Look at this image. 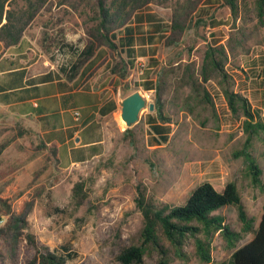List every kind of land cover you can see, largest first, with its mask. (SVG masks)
Listing matches in <instances>:
<instances>
[{
	"label": "rangeland",
	"instance_id": "rangeland-1",
	"mask_svg": "<svg viewBox=\"0 0 264 264\" xmlns=\"http://www.w3.org/2000/svg\"><path fill=\"white\" fill-rule=\"evenodd\" d=\"M92 2L69 0L61 4V0H52L24 31L28 48L41 53L55 68L69 71L86 46ZM183 2H156L146 10L167 26L175 8ZM253 7L248 1L235 17L220 3L202 4L194 20L212 16L221 25L191 28L177 48L157 46V62L146 60L144 68L138 63L124 78L129 81L116 78L110 71L120 54L103 51L87 75L114 83L123 98L139 91L146 100L137 123L129 128L133 143L124 137L126 127L121 125L120 131L112 132L106 153L62 170L53 156L43 154L33 137L23 136L17 125L0 118V146L7 144L0 151V229L8 214L30 208L27 229L17 245L0 234V264H31L36 253L45 249L60 255L69 252L66 264H121L116 259L120 251L140 244L143 219L135 204L138 192L155 205L179 206L204 182L218 192L227 183H234L252 221L251 231L243 233L236 207L213 212L211 215L223 217L224 224L240 233L241 240L235 249H229L223 237L214 234L209 264L227 263L236 249L252 240L264 205V132L251 143V154L261 169V183L256 187L247 176L242 158L234 157L246 138L244 119L230 113L223 92L228 89L247 98L264 124V23H259ZM208 46H221L226 53L223 71L203 85L211 103L203 91L193 90V82L200 83L199 72ZM140 69L143 73L138 76ZM142 79L159 84L170 122L166 143L157 145L146 123L147 115L153 114L148 104L154 103L156 92L139 88ZM80 183L87 197L76 206L72 189ZM161 244L171 264H204L195 254L192 239L185 243L182 257L176 256L165 239L161 238ZM158 260V252L148 246L142 264H157Z\"/></svg>",
	"mask_w": 264,
	"mask_h": 264
},
{
	"label": "trees",
	"instance_id": "trees-1",
	"mask_svg": "<svg viewBox=\"0 0 264 264\" xmlns=\"http://www.w3.org/2000/svg\"><path fill=\"white\" fill-rule=\"evenodd\" d=\"M52 0H0V43L4 48L19 47L23 42L24 31L32 24L36 16ZM69 0H61V4ZM167 0H93L90 6L93 16L90 18L92 25L87 29L86 46L81 52V58L73 65L68 73L71 76L81 74L85 76L96 65V61L102 57L103 51L119 53V59L111 67L110 71L119 79H124L128 72L135 67L133 38H119V32L126 27L134 14L156 2ZM253 2V9L260 24L264 23V0H184L178 5L171 15L168 29L169 34L164 39L167 49L177 48L183 35L193 27L215 28L220 24L211 16L208 20L193 18L197 9L202 4L220 3L229 8L232 16H237L240 6L246 7L247 2ZM95 50H98L95 55ZM226 53L223 47L208 46L203 57V63L199 72L200 83L193 90L197 93L203 91L207 102L211 103L209 93L204 88L215 74L223 71ZM190 80L192 78L190 77ZM144 91L155 90L153 114L147 115V125L152 134L156 136L157 145L166 143L170 133L169 119L165 116L164 106L159 94V84L144 81L137 84ZM224 98L232 115L243 117V133L246 138L240 150L234 153L235 158H242L247 176L253 186H260L261 169L251 154L252 139L264 132V124L260 121L259 114L251 108L247 98L228 89L224 90ZM124 137L130 139L129 129L124 131ZM7 144L0 146V151ZM151 165V164H150ZM152 166V165H151ZM87 197L83 184H76L72 189V198L76 206L81 205ZM136 208L140 211L143 226L140 232V244L129 246L120 251L117 261L121 264H142L151 246L159 254L157 264H171L167 250L161 244V238L165 239L173 248L176 256L182 257V249L185 243L192 239L195 254L200 262H211V240L214 234L219 233L229 249H235L236 243L241 240V234L230 229L224 224L221 216L211 215L213 212L226 207L234 206L237 209V218L242 225V232L251 231V220L248 219L241 204V199L234 183H227L222 191L218 192L214 187L204 182L192 190L184 204L171 206L168 204L155 205L148 202L141 192L135 200ZM30 208L20 214H8L5 225L0 229V234L5 239L17 245L23 231L27 229V216ZM261 221L251 241L236 249L230 260L225 264H264V205ZM31 239L30 236H28ZM70 253L60 255L47 249L38 251L31 264H66Z\"/></svg>",
	"mask_w": 264,
	"mask_h": 264
},
{
	"label": "crops",
	"instance_id": "crops-1",
	"mask_svg": "<svg viewBox=\"0 0 264 264\" xmlns=\"http://www.w3.org/2000/svg\"><path fill=\"white\" fill-rule=\"evenodd\" d=\"M169 21L165 26L145 8L126 26L131 32L120 30L119 38H133L135 67L129 72L138 63L144 68L146 60L157 62L155 48H166ZM98 79L55 68L25 40L11 48L0 43V118L17 125L23 136L33 137L43 154L53 156L58 169L84 164L106 153L112 132L122 127L120 89Z\"/></svg>",
	"mask_w": 264,
	"mask_h": 264
},
{
	"label": "water",
	"instance_id": "water-1",
	"mask_svg": "<svg viewBox=\"0 0 264 264\" xmlns=\"http://www.w3.org/2000/svg\"><path fill=\"white\" fill-rule=\"evenodd\" d=\"M145 105L146 100L139 91L133 92L120 102V118L125 123L126 129H129L137 123L139 113ZM148 110L152 112L154 110V105L148 104Z\"/></svg>",
	"mask_w": 264,
	"mask_h": 264
},
{
	"label": "built area",
	"instance_id": "built-area-1",
	"mask_svg": "<svg viewBox=\"0 0 264 264\" xmlns=\"http://www.w3.org/2000/svg\"><path fill=\"white\" fill-rule=\"evenodd\" d=\"M142 69H140L138 72H137V74H138V76H140V75H142ZM1 224H2V220H1V218H0V226H1Z\"/></svg>",
	"mask_w": 264,
	"mask_h": 264
},
{
	"label": "bare ground",
	"instance_id": "bare-ground-1",
	"mask_svg": "<svg viewBox=\"0 0 264 264\" xmlns=\"http://www.w3.org/2000/svg\"><path fill=\"white\" fill-rule=\"evenodd\" d=\"M120 122H121V125H122V126H124V124H125V123H123V121H122V120H120Z\"/></svg>",
	"mask_w": 264,
	"mask_h": 264
}]
</instances>
